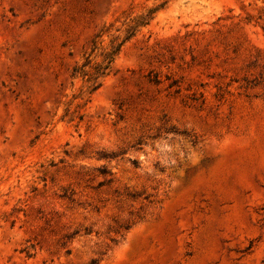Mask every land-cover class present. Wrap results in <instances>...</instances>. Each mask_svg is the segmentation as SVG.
Segmentation results:
<instances>
[{"label": "rangeland", "instance_id": "obj_1", "mask_svg": "<svg viewBox=\"0 0 264 264\" xmlns=\"http://www.w3.org/2000/svg\"><path fill=\"white\" fill-rule=\"evenodd\" d=\"M0 264H264V0H0Z\"/></svg>", "mask_w": 264, "mask_h": 264}, {"label": "trees", "instance_id": "obj_2", "mask_svg": "<svg viewBox=\"0 0 264 264\" xmlns=\"http://www.w3.org/2000/svg\"><path fill=\"white\" fill-rule=\"evenodd\" d=\"M128 39V38H127ZM126 39V40H127ZM120 50V48L118 47L116 51L112 52V53H107L106 56H105V61H109V65L113 62L114 60V57L116 55V53ZM90 64V62H87V64H85L83 66L82 69H76L75 72H79L81 73L83 76H87L89 73L86 71V67ZM101 66V65H98V66H95L93 69H94V73H92V76L90 77L91 79H96V78H99L100 76H104L105 75V72L107 71V69H109L110 66ZM76 75V74H75ZM100 86V84H96V86L94 87V90H96L98 87Z\"/></svg>", "mask_w": 264, "mask_h": 264}]
</instances>
